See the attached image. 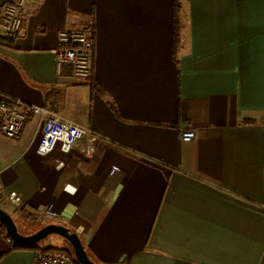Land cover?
Returning a JSON list of instances; mask_svg holds the SVG:
<instances>
[{"label": "crops", "instance_id": "obj_1", "mask_svg": "<svg viewBox=\"0 0 264 264\" xmlns=\"http://www.w3.org/2000/svg\"><path fill=\"white\" fill-rule=\"evenodd\" d=\"M176 1V59L173 0H40L15 38L0 31V96L54 106L97 140L90 156H41L36 116L17 138L0 133V207L24 220L15 191L24 209L57 213L21 233L64 225L97 264H264V0ZM89 21L80 79L52 49ZM58 244L38 245L70 248ZM33 251L0 227V264H31Z\"/></svg>", "mask_w": 264, "mask_h": 264}, {"label": "built area", "instance_id": "obj_2", "mask_svg": "<svg viewBox=\"0 0 264 264\" xmlns=\"http://www.w3.org/2000/svg\"><path fill=\"white\" fill-rule=\"evenodd\" d=\"M40 0H7L0 16V31L15 38L22 27L26 6L29 2L37 4ZM56 46L52 49L56 67L68 64L74 77L88 79L91 75L94 56V27L92 21L81 28H62L57 32ZM29 116L39 121L40 139L36 152L45 156L58 146L63 153L77 148L83 156H90L96 149V136L85 125L74 122L59 114L54 106H39L27 103L19 98L0 96V133L7 138L19 137L22 126ZM180 139L188 142L194 138V129L188 124L179 131ZM62 161L56 163L61 167ZM112 166V171L117 170ZM112 192L100 196L107 202ZM6 198L20 216L29 222H39L43 218L56 217L51 204L43 210H27L22 207V199L15 191H9ZM9 242H13L8 238ZM31 264H79L71 248L67 250H34Z\"/></svg>", "mask_w": 264, "mask_h": 264}, {"label": "water", "instance_id": "obj_3", "mask_svg": "<svg viewBox=\"0 0 264 264\" xmlns=\"http://www.w3.org/2000/svg\"><path fill=\"white\" fill-rule=\"evenodd\" d=\"M0 224L4 227L8 238L15 244L32 246L46 238L49 234H55L70 244L75 259L79 264H97L87 254L78 234L64 225L48 223L32 233L23 234L18 230L12 216L1 207Z\"/></svg>", "mask_w": 264, "mask_h": 264}, {"label": "trees", "instance_id": "obj_4", "mask_svg": "<svg viewBox=\"0 0 264 264\" xmlns=\"http://www.w3.org/2000/svg\"><path fill=\"white\" fill-rule=\"evenodd\" d=\"M178 9H179V5L177 3L176 0H173V5H172V17H173V27H174V31H173V44H174V50H173V57L175 58L176 55V49H177V43H178V36H177V28H178ZM176 47V49H175ZM89 83L90 85L93 87L95 86V83L92 81V79H89ZM1 230L4 234V236L6 238H8V236L5 233V229L2 225H0ZM69 247L71 248V246L69 245ZM12 248L14 249H33V250H41V251H45V250H67L69 248H57V247H53V246H46V247H41L37 244L32 245V246H21L15 243H12ZM87 252V251H86ZM88 254V252H87ZM89 255V254H88ZM91 258V257H90Z\"/></svg>", "mask_w": 264, "mask_h": 264}, {"label": "rangeland", "instance_id": "obj_5", "mask_svg": "<svg viewBox=\"0 0 264 264\" xmlns=\"http://www.w3.org/2000/svg\"><path fill=\"white\" fill-rule=\"evenodd\" d=\"M15 222H16V225H17V228L22 231V232H31L33 231L34 229H36L40 224H29L27 223L26 221L24 220H21L17 215H12ZM48 222V221H47ZM49 242H53V245H56V246H59L58 243H65V244H68V242L59 237L58 235H55V234H49L46 238H44L43 240L39 241L38 244L39 245H44V244H47ZM90 256V255H89Z\"/></svg>", "mask_w": 264, "mask_h": 264}]
</instances>
